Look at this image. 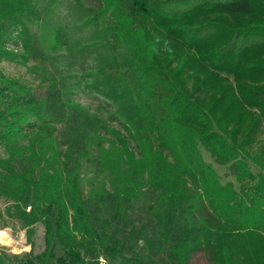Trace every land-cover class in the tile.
<instances>
[{
  "label": "trees",
  "instance_id": "16d2710c",
  "mask_svg": "<svg viewBox=\"0 0 264 264\" xmlns=\"http://www.w3.org/2000/svg\"><path fill=\"white\" fill-rule=\"evenodd\" d=\"M40 1L0 0V62L16 56L7 47L14 33L29 51ZM174 5L101 0L89 18L108 52L97 79L113 76L129 94L120 104L131 103L132 116L112 115L127 135L92 115L84 143L60 149L48 97L0 69V198L11 202L0 207V230L6 218L30 235L45 228L44 252L14 264H190L198 252L211 264H264V0ZM53 27L42 40L55 51L67 37ZM68 105L84 120L88 112ZM202 149L238 186L222 182ZM140 201L159 234L142 236L145 256H126L112 230Z\"/></svg>",
  "mask_w": 264,
  "mask_h": 264
},
{
  "label": "rangeland",
  "instance_id": "374dc122",
  "mask_svg": "<svg viewBox=\"0 0 264 264\" xmlns=\"http://www.w3.org/2000/svg\"><path fill=\"white\" fill-rule=\"evenodd\" d=\"M193 0H175L177 9L182 10L190 6ZM101 6V0H41L37 5L39 18L29 23L32 45L28 52H23L21 42L16 34L13 41L7 45L8 50L16 54L13 58H5L0 62V69L9 79L30 87L34 92L48 97L46 115L59 120L57 126V143L60 149L66 150L69 144L82 145L85 141L82 130L93 125L92 115H100L108 121L109 125L127 135L120 120L112 115L121 112L125 117L132 116V104H120V100L126 99L128 93L125 88L121 90L120 84L110 76L105 81L97 79L99 66L108 58V52L101 45L102 30L88 23L89 18ZM54 25L61 28L66 35V43L61 48L53 51L43 43L42 37L49 40V36L55 29ZM47 28V29H46ZM114 68V67H113ZM109 74L114 73V69ZM128 83L134 84L130 74H124ZM125 92V93H124ZM67 101L81 106L84 120H80L73 105L66 106ZM64 103V104H63ZM72 107V108H69ZM90 116V117H89ZM87 125V126H86ZM132 142V141H131ZM132 148L133 145L131 144ZM257 144L252 148L255 151ZM205 161L213 166L222 178V182H234L235 176L228 167L216 164L211 155L202 149ZM18 169H25L27 165L21 161ZM256 173V170L253 168ZM11 202L0 198V207L4 211ZM104 219L110 217L103 212ZM6 220V227L0 231L8 233L11 239L10 245L0 243V257L7 256L6 264H14L15 255L24 256L32 252L39 256L45 250V228L40 222L33 227L30 235L23 229L18 220ZM151 215L146 211L142 201L133 204L129 208L128 223L115 227L112 232L120 239L125 249L131 250V254L145 256L148 253L147 245L142 237L148 234L150 240L156 235L157 226L151 223ZM2 227V223L0 224ZM154 228L155 232H153ZM144 229L145 233H142ZM158 248L157 245H155ZM57 254L62 251L57 248ZM160 264H170L165 258L160 257ZM112 261H110L111 263ZM121 259L111 264H121ZM101 259V264H110ZM190 264H211L207 253H196Z\"/></svg>",
  "mask_w": 264,
  "mask_h": 264
},
{
  "label": "bare ground",
  "instance_id": "6f19581e",
  "mask_svg": "<svg viewBox=\"0 0 264 264\" xmlns=\"http://www.w3.org/2000/svg\"><path fill=\"white\" fill-rule=\"evenodd\" d=\"M0 243L4 245H10L11 239L9 238V235L5 231H0Z\"/></svg>",
  "mask_w": 264,
  "mask_h": 264
},
{
  "label": "built area",
  "instance_id": "2783aa9c",
  "mask_svg": "<svg viewBox=\"0 0 264 264\" xmlns=\"http://www.w3.org/2000/svg\"><path fill=\"white\" fill-rule=\"evenodd\" d=\"M28 210H30V208Z\"/></svg>",
  "mask_w": 264,
  "mask_h": 264
}]
</instances>
